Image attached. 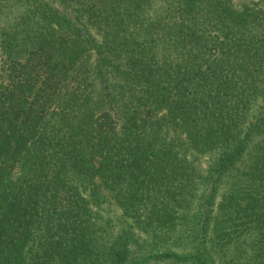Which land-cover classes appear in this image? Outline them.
Segmentation results:
<instances>
[{
	"label": "trees",
	"instance_id": "1",
	"mask_svg": "<svg viewBox=\"0 0 264 264\" xmlns=\"http://www.w3.org/2000/svg\"><path fill=\"white\" fill-rule=\"evenodd\" d=\"M158 263L264 264V0H0V264Z\"/></svg>",
	"mask_w": 264,
	"mask_h": 264
},
{
	"label": "rangeland",
	"instance_id": "2",
	"mask_svg": "<svg viewBox=\"0 0 264 264\" xmlns=\"http://www.w3.org/2000/svg\"><path fill=\"white\" fill-rule=\"evenodd\" d=\"M114 214H116L117 212L114 210V212H113ZM158 264H161V263H158Z\"/></svg>",
	"mask_w": 264,
	"mask_h": 264
}]
</instances>
